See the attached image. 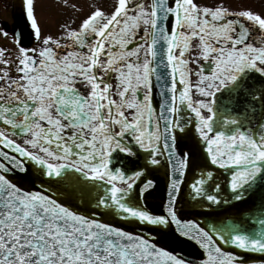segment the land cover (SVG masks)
I'll return each instance as SVG.
<instances>
[{"label": "snow or ice", "instance_id": "6c2138e0", "mask_svg": "<svg viewBox=\"0 0 264 264\" xmlns=\"http://www.w3.org/2000/svg\"><path fill=\"white\" fill-rule=\"evenodd\" d=\"M22 3L38 46H18L11 59L0 48V264H245L218 241L264 253V219L251 231L231 222L202 226L176 206L194 156L192 148L178 150L190 124L210 164L229 172L234 200L264 184V14L223 0H112L110 10L90 4L76 26L61 24L54 37L42 36L34 0ZM193 48L195 69L186 55ZM218 93H243V113L215 121ZM116 153L130 158L128 168L110 167ZM161 158L168 193L163 214H154L143 198L155 182L145 177ZM213 177L199 173L189 186L193 201L228 202ZM96 180L110 187L89 214L62 199L61 188L101 187L89 184ZM104 217L161 231L174 225L203 258H183Z\"/></svg>", "mask_w": 264, "mask_h": 264}, {"label": "water", "instance_id": "95a60500", "mask_svg": "<svg viewBox=\"0 0 264 264\" xmlns=\"http://www.w3.org/2000/svg\"><path fill=\"white\" fill-rule=\"evenodd\" d=\"M14 16L20 18V7L15 5ZM154 106L157 105L159 100V90L154 88ZM217 105L215 107H221L223 115L237 116L243 113V104L246 97L241 93L238 97H229L227 93H218ZM217 110V109H216ZM259 112V111H258ZM182 115L191 116L194 119V114L190 113V110L182 111ZM221 115V114H219ZM217 115V118L218 116ZM187 145V147H185ZM188 148H192L194 152L193 158L190 160L189 167L185 173V179L182 182L180 192L177 196V209L178 215L182 219L197 220L202 226L207 224L219 225L221 222H231L233 224L241 225L248 230L258 228L257 221L264 219L261 215L264 211V184L257 183L252 190L245 196V198L237 201L230 195V190L227 187V180L229 178V172L225 169H220L218 166L211 165L207 160L206 154L202 151L198 137L194 131V125L187 126V135L183 136L178 141V150L186 151ZM140 163H143L144 153L143 150L137 149ZM14 154V153H13ZM117 165L119 167L128 168L129 157L117 156ZM111 165L110 167H115ZM169 165L168 162L161 158V164L159 166H149L148 175L145 179H152L155 183L153 188L149 189L143 198V203L148 210L154 214H163L164 203L167 200L168 193V179H169ZM208 170L213 171V181L218 182L221 185V194L227 203L223 201L216 205H210L204 198H198L199 203L191 199L190 193L192 192L189 187L191 183L198 178L199 173L206 172ZM14 180L19 179L18 176L11 177ZM209 181V183H213ZM142 183V181L140 182ZM90 185H97L101 187L93 188H77L71 186H65L61 188L63 198H67L68 204L74 210L80 211L84 214H89V209L94 206L95 199L99 195H103V189L110 187L106 181H89ZM135 192H139L138 187H134ZM52 194L55 198L56 189H52ZM203 205V206H201ZM104 222L113 223L115 226L122 227L125 230L133 231L138 234H144L146 238L152 239L154 243H157L160 247H165L169 251H173L179 256L192 260L202 259V249L199 248L195 242L188 238L179 236L175 232V226H171L165 231L156 229L155 226H141L138 222L131 220H122L114 217H104ZM218 243L224 248L225 251L234 252L238 256L242 257L245 264H264V253L244 251L237 249L231 244H224L223 241Z\"/></svg>", "mask_w": 264, "mask_h": 264}, {"label": "flooded vegetation", "instance_id": "af4514ba", "mask_svg": "<svg viewBox=\"0 0 264 264\" xmlns=\"http://www.w3.org/2000/svg\"><path fill=\"white\" fill-rule=\"evenodd\" d=\"M9 1V2H8ZM8 4L4 3V8L6 10L5 16L9 17L11 19V22L7 25L6 22H4L1 27H2V32H0V35L3 37H6V41L8 44V48H4L8 50L5 54V58L11 59L15 56L17 52L18 46H23L28 49H32L33 47L38 46V42L35 41L33 35H32V30L30 28V22L27 20L26 17V10L23 8V3L22 0H8ZM258 1V6L253 2L252 4L248 5L245 3H237L229 0H223V3L229 7L230 9L233 10H239L242 8H247L255 11V8L258 7H264V0H257ZM112 0H68V4H76L79 8L82 9V11L79 12H74L71 7H65L63 4L62 0H43L41 2L40 0H36L37 3V11L38 14L36 15L38 24L42 30V36L43 35H52V36H57L61 29L60 25L67 23L70 20H75V24L73 26H76V24L79 23L80 19L89 11V5L90 4H99L106 9L110 10V4ZM196 3L202 4V5H214L219 0H195ZM15 5H18L20 7V18L17 19L14 16V7ZM2 7V8H3ZM255 7V8H254ZM1 10V7H0ZM7 33L5 35L4 33ZM196 52V49L193 48V50L186 54L187 57L190 60L189 67L195 69L197 65L195 63H192V58ZM10 53V54H9ZM202 64H206L204 61H200ZM0 67H4V65H0ZM10 69V74L15 75V68L14 66L10 65L8 66ZM193 80H195V76L192 77ZM200 98L198 94H196L193 90V99ZM217 109V110H216ZM214 109L216 111V115L213 117L215 121H222L223 118L228 117L232 118L234 116L230 115H223V111L221 107H218ZM205 115H208L206 110H204ZM221 114V115H219ZM217 115L218 118H217ZM249 116L251 117V113H249ZM260 116V113L257 111L255 117H252L253 123L255 122L256 119H258ZM224 130H228L230 127L229 125H221ZM117 156L119 157H128L126 154L123 153H116L113 163L111 165H116L115 167H119L117 165Z\"/></svg>", "mask_w": 264, "mask_h": 264}, {"label": "rangeland", "instance_id": "374dc122", "mask_svg": "<svg viewBox=\"0 0 264 264\" xmlns=\"http://www.w3.org/2000/svg\"><path fill=\"white\" fill-rule=\"evenodd\" d=\"M8 0H0V7H1V10H0V29H2L1 25L6 22L7 25L11 22V19L7 16H5V14L7 13L6 10L3 6H4V3L5 4H8L7 2ZM41 2H43V0H40ZM229 1H233V2H237V3H245V4H252L253 2L256 4L255 7L258 6V1L257 0H229ZM3 7V8H2ZM37 3H36V0H34V13H35V16L38 14V11H37ZM254 7V8H255ZM255 12L257 13H260V14H264V7H258V8H255ZM6 37H3L0 35V48H8V44L6 41Z\"/></svg>", "mask_w": 264, "mask_h": 264}]
</instances>
